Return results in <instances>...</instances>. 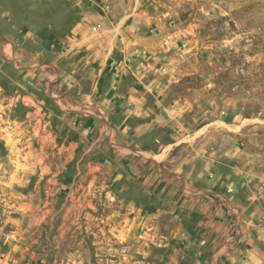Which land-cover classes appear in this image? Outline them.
Here are the masks:
<instances>
[{
    "label": "rangeland",
    "instance_id": "obj_1",
    "mask_svg": "<svg viewBox=\"0 0 264 264\" xmlns=\"http://www.w3.org/2000/svg\"><path fill=\"white\" fill-rule=\"evenodd\" d=\"M91 6L132 15L153 35L146 77L156 78L148 93L158 97L147 96L144 160L115 157L107 139L94 141L53 104L23 109L2 64L0 264H238L264 255V0H0V37L30 29L51 42ZM150 171L180 183L220 180L213 192L238 208L239 224L192 217L184 188L151 196ZM225 241L232 248L216 255Z\"/></svg>",
    "mask_w": 264,
    "mask_h": 264
},
{
    "label": "crops",
    "instance_id": "obj_2",
    "mask_svg": "<svg viewBox=\"0 0 264 264\" xmlns=\"http://www.w3.org/2000/svg\"><path fill=\"white\" fill-rule=\"evenodd\" d=\"M138 21L132 15L107 14L91 6L67 32L53 35L51 42L30 29L22 30L18 39L0 37V68L2 64L7 66V91L12 89L27 111L35 102L43 109L53 104L54 113L72 114L78 121L77 128L94 134V141L105 143L107 139L115 157L130 156L143 162L141 154L145 150L140 137L150 126L144 118L150 101L147 96L158 97L149 95L158 82L146 77L155 65L151 60L156 50L154 38L152 33L135 28ZM103 117L107 122L102 124ZM153 172L144 180L151 186V196L168 199L184 188L185 206L192 217L197 218L199 213L203 215L200 219L218 228L239 224L241 213L233 216L238 208L230 209L226 201L224 206L220 194L213 192L220 180L192 178L180 183L171 174ZM233 242L225 241L216 255L226 254ZM249 255L243 254L238 264H264L263 254ZM228 260L233 264L232 257Z\"/></svg>",
    "mask_w": 264,
    "mask_h": 264
},
{
    "label": "built area",
    "instance_id": "obj_3",
    "mask_svg": "<svg viewBox=\"0 0 264 264\" xmlns=\"http://www.w3.org/2000/svg\"><path fill=\"white\" fill-rule=\"evenodd\" d=\"M100 1H101V0H100ZM106 7H108V5H107Z\"/></svg>",
    "mask_w": 264,
    "mask_h": 264
}]
</instances>
